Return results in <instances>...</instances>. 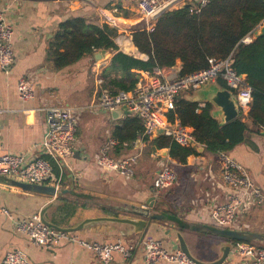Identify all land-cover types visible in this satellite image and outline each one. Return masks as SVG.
Here are the masks:
<instances>
[{
  "label": "crops",
  "instance_id": "crops-1",
  "mask_svg": "<svg viewBox=\"0 0 264 264\" xmlns=\"http://www.w3.org/2000/svg\"><path fill=\"white\" fill-rule=\"evenodd\" d=\"M190 1L179 0L171 7L177 8ZM0 10L13 27L12 49L15 54V63L9 74L0 69L2 146L13 153H24L29 159L39 156L46 131V108L67 105L82 109L74 142L76 153L60 171L57 168L55 172L53 167L54 173L60 174L61 194L25 190L12 184L16 180L0 177V205L10 214L7 216L0 211V264L5 252L12 249L22 250L29 264H102L91 250L77 242L62 241L53 248L33 245L26 235L15 230V220L31 218L53 201L54 205L48 209L49 217L58 222L63 220V226H74L84 217L121 216V207L144 205L151 197H154L151 210L167 218L152 220L144 233L122 235L129 227L114 222L93 223L74 233L87 242L108 243L120 238L124 243L134 245L129 259L124 260L114 253L108 264H145L142 243L146 236L160 240L165 249L172 251L179 247L178 234L195 258L205 262L218 259L220 245L227 240L194 229L197 224L213 226L209 218L211 210L227 200L229 189L223 183L216 153L197 144L194 146L197 154L186 164L172 163L168 159V147L161 148L165 150L162 152L151 144L154 136L148 140L141 136L132 144L124 143L122 148H118L117 143L111 150L117 158L138 155L131 176L101 169L95 157L106 140L113 136V127L125 116L114 119L110 111L97 107L101 92H111L97 79H102L113 51L101 53L98 59L93 54L85 55L59 70L52 67L48 57L49 42L59 22L71 15H81L86 22L99 26L107 24L116 30L114 41L118 50L143 56L131 36L134 30L143 28L144 20L138 12L137 0H0ZM173 67L180 70L181 62L178 60ZM110 74L114 75V72ZM22 76L31 78L34 83V96L27 101L20 100L17 93V80ZM215 83L220 86L217 81ZM181 94L185 97L192 95L193 91ZM203 104L204 101L200 100L199 105ZM244 120L248 121L247 118ZM228 153L245 168L264 193V131L261 128L257 131V127L252 126L245 133V140ZM166 160L175 170L177 179L169 188L157 192L153 180ZM237 225L234 230L264 234V203L241 207ZM155 264L175 263L160 261ZM220 264L245 262L230 250Z\"/></svg>",
  "mask_w": 264,
  "mask_h": 264
},
{
  "label": "built area",
  "instance_id": "built-area-1",
  "mask_svg": "<svg viewBox=\"0 0 264 264\" xmlns=\"http://www.w3.org/2000/svg\"><path fill=\"white\" fill-rule=\"evenodd\" d=\"M179 0L170 2L162 0H137L138 12L144 20L143 28L150 31L157 18L165 11L173 9L171 5ZM184 1V0H182ZM205 3L207 0H201ZM172 2V3H171ZM264 24V17L261 19ZM13 27L6 20L0 10V69L9 74L15 63L12 49ZM252 40V32L242 41ZM221 78L225 84L235 92L239 105V112L245 114L249 110L250 86L246 78L242 77L232 67V58H212L206 68L180 75L175 67L155 68L153 71H141L133 88L109 92L103 90L98 98L97 107L111 111L121 109L136 115L142 122V137L151 139L159 128L163 134L170 137L181 146H193L198 143L193 136L191 127L183 125L177 118L170 121L167 112L174 109L177 97L183 92H191L203 84ZM97 82L102 83L98 78ZM18 97L27 101L34 96V83L31 78L20 77L16 84ZM79 107L67 105H52L45 110L46 131L40 143V154L32 159L24 153H13L6 150L0 143V177L31 184H46L60 188V174L54 173L53 167L59 171L63 164L74 156V142L81 112ZM1 115V110H0ZM118 143L115 137H109L101 146L95 157L97 166L105 171H114L123 176H131L138 155L114 157L111 150ZM221 167V177L229 189L227 200L213 207L209 214L211 224L217 228L237 229V214L241 207L264 203V193L254 183L245 168L233 159L228 152L216 153ZM177 179V174L169 161H163L153 180V188L160 192L169 188ZM0 211L10 216L9 212L0 205ZM15 230L27 236L29 241L38 247L53 248L62 241L77 242L91 250L102 264H108L113 254L121 255L124 260L131 257L134 245L124 243L120 238L113 242H87L79 239L74 232L59 231L44 224L40 213L31 218L15 220ZM143 263L155 264L160 261L175 264H199L189 257L179 247L169 251L162 246V242L146 236L142 243ZM232 251L236 252L245 264H264V246L250 241L233 243ZM1 264H29L27 255L19 249L5 252Z\"/></svg>",
  "mask_w": 264,
  "mask_h": 264
},
{
  "label": "trees",
  "instance_id": "trees-1",
  "mask_svg": "<svg viewBox=\"0 0 264 264\" xmlns=\"http://www.w3.org/2000/svg\"><path fill=\"white\" fill-rule=\"evenodd\" d=\"M190 4L162 13L150 31L140 28L131 33L133 44L145 56L118 50L114 41L116 30L107 24L99 26L86 22L81 15H71L59 22L49 42L48 57L52 67L59 70L97 50L113 51L103 70L102 84L117 92L134 87L138 79L135 70L151 72L155 68L172 67L179 60V74L184 75L206 68L212 58L231 56L233 69L246 74L251 89L247 115L240 111L237 118L220 124L211 114V103L199 105L182 94L177 97L174 109L166 114L170 121L177 118L181 124L191 127L195 141L208 151L229 152L245 140V133L252 126L264 131V35L248 43L242 41L264 17V0H207L205 3L191 0ZM216 81L235 92L221 78ZM112 135L118 141V148L124 143L132 144L142 136L140 118L128 113L113 127ZM150 142L158 149L168 147V159L172 163L186 164L197 154L193 146H181L164 134ZM54 170L57 172L56 166ZM54 221L64 225L63 220Z\"/></svg>",
  "mask_w": 264,
  "mask_h": 264
},
{
  "label": "water",
  "instance_id": "water-1",
  "mask_svg": "<svg viewBox=\"0 0 264 264\" xmlns=\"http://www.w3.org/2000/svg\"><path fill=\"white\" fill-rule=\"evenodd\" d=\"M191 6L190 2H185L178 7L184 8ZM264 35V24L257 26L252 31V39L258 38ZM107 50L100 49L93 53L96 59L101 56V53ZM242 77L246 78V74L242 73ZM186 99L191 101L199 102L200 100L204 102H209L212 104L213 109L211 114L215 117L220 124L226 123L232 119H235L239 115V105L238 100L235 94H233L228 88L217 86L215 81L208 82L203 84L200 88L193 91L192 95L185 96ZM114 119H118L122 115H127L128 112L122 111L121 109H113L110 111ZM163 134V129L159 128L156 131L157 137ZM195 144H193V147ZM162 150V149H161ZM165 152V150H162ZM76 153V152H75ZM13 185L19 186L25 190H32L34 192L43 193L47 195L61 194L62 190L55 189L54 186L46 184H31L20 181H12ZM154 197H151L145 200L144 205L139 204H130L126 207H121L119 210L123 212L121 216H92L84 217L78 224L74 226H62L56 223L51 217H49L48 209L54 205V202L51 201L49 204L44 206L40 210V218L42 222L51 228L59 231H71L76 232L80 231L87 226L97 223V222H114L127 225L129 228L122 235L130 236L132 234L144 233L152 220H164L167 216L160 214L158 212H153L151 208L153 207ZM194 229L196 231L209 233L217 235L219 237L225 238L227 241H224L220 245V256L218 259L205 262L198 258L192 256L182 238L181 235H177L179 248L183 250L189 257L199 264H220L225 257L228 255L230 250H232L234 241H250L255 242L261 245H264V234L252 232L248 230H234L229 228H217L207 224H197Z\"/></svg>",
  "mask_w": 264,
  "mask_h": 264
},
{
  "label": "rangeland",
  "instance_id": "rangeland-1",
  "mask_svg": "<svg viewBox=\"0 0 264 264\" xmlns=\"http://www.w3.org/2000/svg\"><path fill=\"white\" fill-rule=\"evenodd\" d=\"M142 22H143V24H142V25H144V21H142ZM121 27H122V26H121ZM120 31H123V30H121V29H120ZM120 31H119V32H120ZM219 238H221V237H219Z\"/></svg>",
  "mask_w": 264,
  "mask_h": 264
},
{
  "label": "bare ground",
  "instance_id": "bare-ground-1",
  "mask_svg": "<svg viewBox=\"0 0 264 264\" xmlns=\"http://www.w3.org/2000/svg\"><path fill=\"white\" fill-rule=\"evenodd\" d=\"M118 38H119V37H118ZM124 39H125V38H124ZM124 39H123V40H124ZM118 40H119V39H118ZM118 42H119V41H118ZM129 42H130V41H129ZM122 43H123V42H122ZM125 43H126V42H125ZM122 45H123V44H122ZM140 55H141V54H140ZM143 55H144V54H143ZM144 56H145V55H144Z\"/></svg>",
  "mask_w": 264,
  "mask_h": 264
}]
</instances>
